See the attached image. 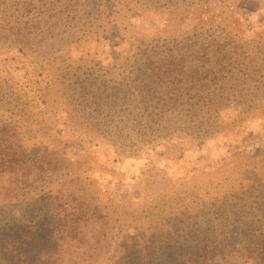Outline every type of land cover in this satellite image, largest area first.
<instances>
[{
  "label": "rangeland",
  "instance_id": "374dc122",
  "mask_svg": "<svg viewBox=\"0 0 264 264\" xmlns=\"http://www.w3.org/2000/svg\"><path fill=\"white\" fill-rule=\"evenodd\" d=\"M0 264H264V0H0Z\"/></svg>",
  "mask_w": 264,
  "mask_h": 264
}]
</instances>
